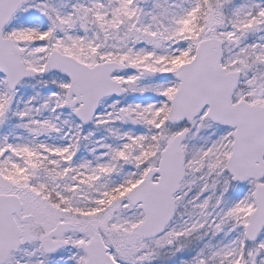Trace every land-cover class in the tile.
<instances>
[{
	"label": "snow or ice",
	"instance_id": "1",
	"mask_svg": "<svg viewBox=\"0 0 264 264\" xmlns=\"http://www.w3.org/2000/svg\"><path fill=\"white\" fill-rule=\"evenodd\" d=\"M0 264H264V0H0Z\"/></svg>",
	"mask_w": 264,
	"mask_h": 264
}]
</instances>
